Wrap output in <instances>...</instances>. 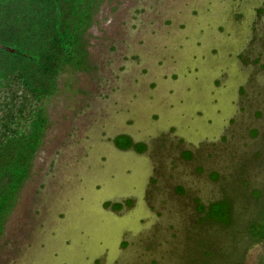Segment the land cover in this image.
<instances>
[{
	"label": "rangeland",
	"instance_id": "obj_1",
	"mask_svg": "<svg viewBox=\"0 0 264 264\" xmlns=\"http://www.w3.org/2000/svg\"><path fill=\"white\" fill-rule=\"evenodd\" d=\"M87 38L93 67L59 78L0 264L188 263L199 204L264 187V0H103Z\"/></svg>",
	"mask_w": 264,
	"mask_h": 264
},
{
	"label": "trees",
	"instance_id": "obj_2",
	"mask_svg": "<svg viewBox=\"0 0 264 264\" xmlns=\"http://www.w3.org/2000/svg\"><path fill=\"white\" fill-rule=\"evenodd\" d=\"M102 1L0 0V241L50 125L47 105L60 76L93 67L87 33ZM114 141L123 150L147 149L128 134ZM245 183L244 194L234 187L229 196L199 204L207 223L191 232L205 235L192 248L196 259L185 264H244L258 246V264H264V187L250 196V179Z\"/></svg>",
	"mask_w": 264,
	"mask_h": 264
}]
</instances>
